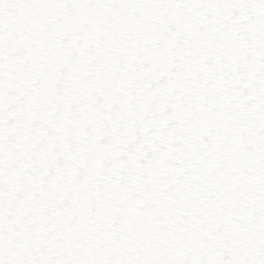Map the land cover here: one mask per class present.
Returning <instances> with one entry per match:
<instances>
[{"label": "snow or ice", "instance_id": "1", "mask_svg": "<svg viewBox=\"0 0 264 264\" xmlns=\"http://www.w3.org/2000/svg\"><path fill=\"white\" fill-rule=\"evenodd\" d=\"M0 264H264V0H0Z\"/></svg>", "mask_w": 264, "mask_h": 264}]
</instances>
